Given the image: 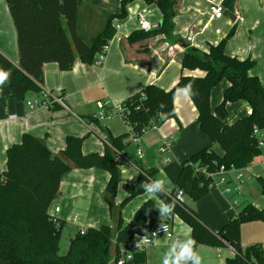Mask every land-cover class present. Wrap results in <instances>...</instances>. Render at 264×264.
<instances>
[{"label":"crops","instance_id":"0c3cea01","mask_svg":"<svg viewBox=\"0 0 264 264\" xmlns=\"http://www.w3.org/2000/svg\"><path fill=\"white\" fill-rule=\"evenodd\" d=\"M175 1L174 29L168 37L162 33L147 35L139 29L137 15L144 12L149 22L161 27L162 13L155 5L134 0L123 8L121 0H83L80 10L85 32L92 31L105 21L107 14L118 16L112 24L113 28L120 26V30H115L102 64L96 61L84 64L77 60L69 71H61L55 63L44 65L41 88L62 93L65 107L54 105L51 108L30 109L27 103L39 99L40 94L28 93L24 99L17 100L11 97L9 85L0 88V172L6 168L7 150L20 143L24 134L43 140L54 156L65 149L68 136L83 139L82 152L85 155H104L107 149H113L111 139L123 138L125 146L120 152L115 151L114 156L120 173L114 204L117 211L128 196L125 186L136 185L140 176L151 170L156 171L155 175L144 183L160 179L164 181L165 194L175 192L174 185L163 172L166 158L170 162L182 163L208 147L222 154L220 147L201 131L197 110L183 90H179L174 97L175 118L163 122L156 130H147L137 140L133 139L128 125L120 117L99 115L102 106L112 112L149 85L170 91L183 74L202 76L201 71L183 70L181 57L185 50L190 47L208 54L210 48L225 40L232 30L234 34L226 42L225 53L240 61H254L256 66L250 75L257 77L264 89V0ZM211 4L224 7L221 19H211ZM0 53L18 66L17 33L6 0H0ZM228 86L229 82L223 80L212 89V110L222 101ZM228 112L229 121L235 122L248 116L251 110L245 101H239L228 104ZM138 150L144 155L141 160L138 159ZM128 175H133L135 179L129 181ZM242 175L241 193L236 192L238 183L234 179L235 173H231L226 187H215L198 201L185 196L186 205L197 213L199 220L210 231L217 233L231 218L236 217L240 204L264 208L261 190L264 182L263 158L244 169ZM110 180L108 172L97 168L72 169L64 175L60 196L51 209L54 212V208L60 207L56 216L65 222L62 234L66 232L71 240L81 229L114 226L113 215L104 199ZM149 200L154 203L158 222L167 223L174 237H158L156 243L143 253L142 264H162L171 242L177 237L184 238L185 233L191 234V229L175 213L160 217L158 207L161 199L158 195L149 196L145 190L122 208L124 224L130 223L136 211ZM241 242L243 247L260 244L264 248V222L243 224ZM196 251L202 258V264H226L235 256V251L227 245L220 248L199 246Z\"/></svg>","mask_w":264,"mask_h":264},{"label":"trees","instance_id":"16d2710c","mask_svg":"<svg viewBox=\"0 0 264 264\" xmlns=\"http://www.w3.org/2000/svg\"><path fill=\"white\" fill-rule=\"evenodd\" d=\"M134 0H121L122 7ZM155 5L162 13V25L147 35L162 33L171 37L176 16L175 0H142ZM16 33L19 64L14 65L0 53V68L10 70L11 97L17 100L26 94H40L44 82V65L55 63L61 71H69L75 62L93 64L102 48L114 37L113 20L118 16L105 14L92 31L85 32L80 7L83 0H6ZM122 16V15H121ZM227 38L211 47L208 54L187 48L181 57L184 71H201L202 76L185 75L170 91L149 85L129 97L120 106L126 124L142 136L148 127L175 118L174 97L179 90L191 85L190 98L198 113L201 131L217 144L222 154L211 147L192 155L182 163L170 162L163 172L174 185L175 192L183 191L191 200L198 201L214 189L209 177L224 166L227 170H244L259 160V148L254 129L264 130V89L250 72L256 66L249 59L240 61L225 53ZM223 80L229 82L222 101L212 110L210 94ZM245 101L250 114L230 122L228 104ZM83 139L68 136L65 149L54 156L45 142L24 134L20 143L7 150V162L0 172V262L8 264H110L118 256L121 244H127L138 234L153 229L159 223L154 203L145 202L134 219L124 224L121 210L133 198L144 192L143 183L153 178L155 170L140 176L136 185L125 186L128 196L117 211L114 209L120 173L114 163L115 151L124 148L123 138L111 139L113 149L104 155L83 154ZM97 168L111 175L105 201L114 218V226L103 225L78 233L70 240L68 250L61 254L62 229L65 222L51 213L54 201L60 196L64 175L72 169ZM264 196V182H262ZM174 192V193H175ZM174 193L164 192L158 197L166 203H175ZM239 214L231 218L217 233L210 231L197 213L183 203H175V213L191 229L197 247L220 248L229 246L234 258L226 264H264V248L260 244L243 247L241 227L245 223L264 222V208L252 204L237 206ZM144 262L143 254L135 257L136 264Z\"/></svg>","mask_w":264,"mask_h":264},{"label":"built area","instance_id":"2783aa9c","mask_svg":"<svg viewBox=\"0 0 264 264\" xmlns=\"http://www.w3.org/2000/svg\"><path fill=\"white\" fill-rule=\"evenodd\" d=\"M210 17L211 19H221L222 16L224 15V7L221 4H211L210 6ZM144 13H139L137 15V20H138V24H139V29L140 31L146 32V33H151L157 29H159L158 25L149 22L145 16ZM115 30L119 31L120 30V26H115ZM113 38L102 48L101 52L97 55L96 57V62L98 64H102L105 59L106 56L108 54V51L110 49V45L112 42ZM28 107L30 109H35L37 107H41V108H51L54 105H60L65 107V103H64V97L62 95V93H52L50 91H47L45 89L41 88V93H40V98L33 101V102H28L27 103ZM100 117H105V116H117L120 117L121 119L124 120L125 118V114H124V110L121 107L116 108L114 111L109 112L106 111L105 107H101V112H100ZM10 118H15L14 116H11ZM129 127V126H128ZM159 127V125L157 123H153L151 124L147 130L150 129H154L156 130ZM130 132L132 134V137L134 140H137L140 136H138L132 128H130ZM254 135L257 139V143L260 149H262L264 151V130H259L257 128L254 129ZM162 152H164V149L161 150ZM138 159L141 160L143 159L144 155L143 152L141 150H138ZM262 158L264 160V152L262 155ZM166 164L170 163L169 159H165ZM242 171L243 170H237L235 168H231L229 170H227L224 166H221L215 174H211L208 176L213 178L214 180V188L215 187H219V186H223L226 187L229 184V180L228 177L231 173H235V181L238 183L235 187V190L237 193H241L242 191V183H243V175H242ZM263 181H264V175L262 177ZM227 193H229V190H226ZM185 196L186 194L183 191H176L174 193L173 196V200L175 201L176 204L181 205L183 203H185ZM60 212V207H56L54 208V212L51 211V213L53 215H57ZM162 226L163 230H160L155 236H153V232H156L157 229L159 228V226ZM86 229H81L79 231L80 234H85L86 233ZM147 234L148 239H149V243L144 244L141 242V246L139 248L136 247V244L139 242V237H142L144 234ZM143 234H138L134 237V239L132 241H130L127 244H121L119 245V250H118V256L115 260L111 261L110 264H136L135 263V257L139 254H143L148 247L154 245L156 243V239L160 236H165L168 239H172L173 236V232L170 228V226L167 223H157L153 229H151L150 231H147Z\"/></svg>","mask_w":264,"mask_h":264},{"label":"clouds","instance_id":"9594fccd","mask_svg":"<svg viewBox=\"0 0 264 264\" xmlns=\"http://www.w3.org/2000/svg\"><path fill=\"white\" fill-rule=\"evenodd\" d=\"M10 70H4L0 68V88L9 80ZM183 93L185 97H190L192 95L191 85L186 86L183 89ZM127 179L132 181L135 179L133 175H128ZM144 190L149 196H157L162 194L165 191L164 181L150 180L147 183L143 184ZM175 208V203H166L161 200L159 203L158 211L160 217L170 216ZM160 230L162 226L160 225L156 232H153V236H155ZM141 242L144 244L149 243V239L147 234L145 233L142 237H139V242L136 244V247L139 248L141 246ZM197 242L191 236L190 232L184 234V238L177 237L171 242L168 250L164 253L162 258V264H202V258L199 253L196 251Z\"/></svg>","mask_w":264,"mask_h":264},{"label":"rangeland","instance_id":"374dc122","mask_svg":"<svg viewBox=\"0 0 264 264\" xmlns=\"http://www.w3.org/2000/svg\"><path fill=\"white\" fill-rule=\"evenodd\" d=\"M258 189V187H257ZM233 190V189H232ZM61 254H65L68 250L69 247V235L66 232H63L62 237H61Z\"/></svg>","mask_w":264,"mask_h":264},{"label":"water","instance_id":"95a60500","mask_svg":"<svg viewBox=\"0 0 264 264\" xmlns=\"http://www.w3.org/2000/svg\"><path fill=\"white\" fill-rule=\"evenodd\" d=\"M187 196V195H186Z\"/></svg>","mask_w":264,"mask_h":264}]
</instances>
